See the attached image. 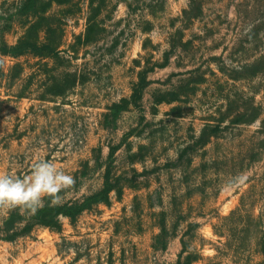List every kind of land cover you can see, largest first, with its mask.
<instances>
[{"label":"rangeland","instance_id":"374dc122","mask_svg":"<svg viewBox=\"0 0 264 264\" xmlns=\"http://www.w3.org/2000/svg\"><path fill=\"white\" fill-rule=\"evenodd\" d=\"M41 159L114 190L0 264H264V0H0V173Z\"/></svg>","mask_w":264,"mask_h":264},{"label":"clouds","instance_id":"9594fccd","mask_svg":"<svg viewBox=\"0 0 264 264\" xmlns=\"http://www.w3.org/2000/svg\"><path fill=\"white\" fill-rule=\"evenodd\" d=\"M243 177L239 183L243 182ZM75 184L74 177L47 160H39L30 174L23 177L0 173V210H14L35 213L43 206V199L50 197L55 204L59 193Z\"/></svg>","mask_w":264,"mask_h":264},{"label":"trees","instance_id":"16d2710c","mask_svg":"<svg viewBox=\"0 0 264 264\" xmlns=\"http://www.w3.org/2000/svg\"><path fill=\"white\" fill-rule=\"evenodd\" d=\"M114 187V179L111 173H108L104 178L102 188L82 199L53 204L49 197H45L43 206L28 217L23 216L20 209L16 208L11 211L2 224L0 223V238L15 241L20 235L31 233L37 226H45L61 232V217H67L72 222H76L80 215L91 210L95 205L108 203ZM23 220L28 222L26 227H22ZM177 264H191V260L188 257L183 259V255H181Z\"/></svg>","mask_w":264,"mask_h":264}]
</instances>
